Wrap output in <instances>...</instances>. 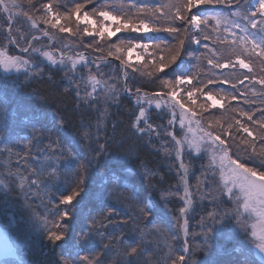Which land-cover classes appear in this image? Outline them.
<instances>
[{"label": "snow or ice", "instance_id": "1", "mask_svg": "<svg viewBox=\"0 0 264 264\" xmlns=\"http://www.w3.org/2000/svg\"><path fill=\"white\" fill-rule=\"evenodd\" d=\"M41 37L48 44L38 46ZM45 65L63 72L62 95L72 98V112L79 115L73 125L79 140L52 139L48 129L34 128L22 152L0 149L16 157L0 171V187L24 195L47 244L60 249L53 264H106L108 252L119 256L115 264H189L183 254L190 251L187 241L179 255L167 243L160 247L159 238L167 234L154 211L153 192L165 204L179 201L172 218L185 235L189 214L209 201L212 208L194 234L203 237L204 249L215 225L234 220L264 253V0H121L115 8L108 0H0V67L34 77L45 74ZM137 79L140 84H133ZM144 83L153 90H145ZM124 94L134 101L127 109L126 134L102 138L109 105L120 104ZM216 108L235 115L224 120L223 113L210 111ZM70 120L60 116L58 131ZM193 125L199 135L189 138ZM116 126L113 121V132ZM45 135L48 143L41 145ZM113 142L125 158L139 161L148 184L147 196L136 193L125 212L107 203L117 195L108 182L98 191L90 187L103 176L101 159ZM145 148L162 152L175 183L165 186V173L142 159ZM196 159L207 162L193 185L189 176ZM58 184L63 190L57 189L54 199ZM29 195L43 212L28 203ZM91 201L98 204L84 211ZM76 223L81 227L74 246H85V254L65 255L63 245ZM125 228L135 239H127ZM236 264L252 262L245 256Z\"/></svg>", "mask_w": 264, "mask_h": 264}, {"label": "trees", "instance_id": "2", "mask_svg": "<svg viewBox=\"0 0 264 264\" xmlns=\"http://www.w3.org/2000/svg\"><path fill=\"white\" fill-rule=\"evenodd\" d=\"M48 1L50 0H42L44 3H48ZM118 1L120 2L121 0ZM23 2L26 3V0H23ZM114 2L115 0H108L109 4H114ZM149 2L157 3L158 0H149ZM37 44H41V42H37ZM12 51L13 53L19 54L18 48H13ZM49 74L53 75L52 80L48 79ZM62 76L63 72L58 71L55 66H52L46 72V75L42 77L26 76L24 74L7 75L0 67V149L12 148L14 152H21L19 147H23L24 143L33 138L34 128L48 129L52 139H55L58 136L61 138H66V133L79 137V135L76 133V129L73 127L74 124H77L79 115L73 114L72 112V98H66L64 95H62L64 93V88L67 86V81L61 79ZM135 82V80L132 81V83ZM142 87L149 91L153 90L152 87H149L146 84H143ZM21 96H25L26 102L37 108L38 115L33 120L28 119V121H26L28 128L24 130V132L14 133V131L9 130L8 121L9 114L11 113L9 110L16 104ZM133 104V99L127 94H124L121 97L120 104L113 105L106 127V132L108 133L107 138L118 140L122 135L126 134V126L129 119V112L127 109L131 108ZM154 111L158 113L160 110ZM89 115H92V113H89ZM60 116H64L66 120L71 118V120L62 130L58 131L59 125L57 120ZM113 121H115L117 125L115 132L112 131ZM43 138H48V135L43 136L41 139ZM153 143H156L159 146L157 141L153 140ZM142 159H145L149 162L148 166L150 168L155 169L159 167V170L162 173H165V186H167L169 183H175L176 177L175 175H170L171 173L167 169L166 160L162 152H156L152 151L150 148H145ZM15 160V156L9 157L6 152L0 154V171L4 170L5 165H8L9 163L14 164ZM102 162L105 163L106 169H108L106 173V179L105 181L99 180L97 182L101 184L108 182V187L117 194L115 197L107 200L108 204H115L118 210L125 212L131 209V197H133L136 193L147 196L148 184L142 173L143 169L138 166L139 161L125 158L121 152L117 150L116 143H111L110 150L105 153L101 159V163ZM192 173L193 171L191 170L189 181L190 184L194 185L195 178L193 176L194 174ZM90 186H92V190L94 191L99 190V187L95 188L93 187V184ZM125 186H127V191H124ZM57 189L63 190V186L58 184L56 188L53 189V191L56 193L54 199L58 198L59 196V191H57ZM192 190L194 191V189ZM117 200H119L118 203L116 202ZM152 200L155 201L158 209L164 208L162 199L158 192L152 193ZM28 203L32 204L33 208L36 209L37 212L44 211L43 207H38L40 205V201L31 195L28 196ZM97 204L98 201L86 203L84 211H87V209L90 207H96ZM203 204L204 209L197 207L195 214H189L190 228L188 237L185 239L183 232L178 230V233L182 237L183 245L185 241H187L190 249H192L194 242L193 224L195 220L199 219V217L204 214L205 210L209 209L208 205L205 203ZM179 206V201L176 200L169 206V212L164 211V213L161 212L160 214L155 211L157 216L163 219L164 223L161 226L164 228L167 234L166 237L159 238L160 247L164 248L165 243H167V245L171 246L174 255L181 254L179 249L181 243L177 241L176 226L170 215H174ZM0 215L6 217L9 222H18L24 230L28 231L30 237H39L42 234L38 232L41 227L40 223L32 216V212L27 207H25L24 195H21L18 192H6L2 187H0ZM122 218L123 217H117V219ZM39 225L40 227L38 229ZM227 226L231 232H233L231 228H237V225L235 224ZM80 227L81 225L79 223L73 225L76 236L80 230ZM124 231L126 233L127 239H135V234L129 232L127 228H125ZM219 236L220 237L218 240H210L209 242V246H212L213 250L210 252H204L203 254H198L196 256L197 261L207 263V261L213 260L212 264H236L237 260L246 256L252 262V264H262L255 261L253 259V253L246 248V240L251 236L250 233H238L233 237L230 236L229 240H223L224 237H229V233L226 231L219 233ZM149 239L155 240L157 238L149 237ZM244 239L245 242L242 241ZM96 247L97 249L100 248L99 241H97ZM150 247L155 251V244L150 245ZM82 248L84 249L85 246H82ZM83 249L80 251V254L82 255L85 254ZM237 249H240L241 251L237 252ZM191 252L188 251L187 253H183L188 258L189 264V254ZM153 258L155 259L156 257L154 256ZM103 259L106 261V264H115V262L119 259V256L115 253L108 252L105 253Z\"/></svg>", "mask_w": 264, "mask_h": 264}, {"label": "rangeland", "instance_id": "3", "mask_svg": "<svg viewBox=\"0 0 264 264\" xmlns=\"http://www.w3.org/2000/svg\"><path fill=\"white\" fill-rule=\"evenodd\" d=\"M159 1L160 0H158V2ZM50 2H52V0L48 1V3H50ZM165 2H167V0H165ZM120 3H121V1L119 2L118 0H115L114 4H109V3L108 4L110 7L115 8ZM123 3L128 4L129 1L123 0ZM88 7L90 8L91 5H89ZM6 30H7V28H5V31ZM119 35H126V34L122 33ZM166 35L167 34H164V36H166ZM57 36H58V38L67 37L68 34L58 33ZM39 42H41V44L46 45V44H48V39L46 37H41ZM39 45L40 44H38V46ZM192 47H193V49L197 48L196 45H193ZM194 54H198V53H194ZM133 60H135V57H133ZM195 63H196L195 60L191 61V65H195ZM191 65H189L191 70L196 71V69L194 67H191ZM51 67H48L47 65H45V74L44 75H46V72ZM208 70H209V66L207 65V61L206 60L202 61L201 71L204 73L205 76L208 74ZM256 70L257 71L260 70V66L258 64L256 66ZM2 71L7 75L24 74L27 76V74L24 72L23 69L21 71L17 72L15 69H12L10 71H5L2 68ZM217 71H219V70H217ZM224 72L227 73L228 69H224ZM44 75H41L40 77H42ZM135 81L136 82L133 84H140L139 79H137ZM144 84L148 85L147 83H144ZM148 86L151 87L150 85H148ZM224 86L228 87V85H224ZM210 87H212V86H210ZM237 102L238 101H233V103H237ZM112 107H113V105H109L110 115H111ZM9 111L11 112L9 114V121H8L9 130L14 131V133L24 132V130H26L28 128V126L26 125V121H28V119L33 120L38 115L37 108H35L34 106L27 103L25 100V96H21L20 99L16 102V104L13 107L10 108ZM210 111H212L218 115L223 113V119L224 120H227L230 116L235 115L233 113L224 112L223 109H219V108L210 109ZM13 113H14V115H13ZM205 115H207V113ZM92 116L94 117L95 113H92ZM108 118H106V120H105L106 125L108 122ZM160 121L164 122L163 120H160ZM205 127H207L206 124H205ZM105 133H106V135H105ZM101 135H102V138H107L108 133L106 132V129L104 130V132L101 133ZM188 135H189V138H193L194 136L199 135V131L196 129L195 125H193V132L189 133ZM66 137H72L75 140H79V137L73 136V135L68 134V133H66ZM102 141H103V139H102ZM47 143H48V138H43L40 140L41 145H45ZM19 149L21 150V152L24 150L23 147H19ZM206 162H207L206 159L205 160H200V159L195 160V163L192 167V171H193L192 174H194L193 176L195 178L194 182H196V178L200 176V172H201L200 165H201V163H206ZM101 164L104 167V172H103L102 177L97 178V181H99V180L105 181V179H106V173H107L108 169H106L105 163L102 162ZM166 164H167V162H166ZM143 172H144V169H143ZM170 173H171L170 175H175L174 172H170ZM217 179H219L218 175H217ZM97 181H96V183L93 184V187H95V188L99 187L101 184V183H98ZM90 187L92 188V186H90ZM225 200L227 201L226 197H225ZM152 201L154 202V211H157L158 213L161 214V212L164 213V211L169 212V206L171 205V203H174L176 200H170V202L168 204H165L164 201L162 200V203L164 205L163 209H158L155 201L154 200H152ZM203 203H205L206 205L209 206L208 210H211L212 205L209 203V201L205 200ZM231 206H232L231 203L228 202V207H231ZM168 214H170V213H168ZM170 216H171V218L173 217V215H170ZM200 217H199V219L195 220V222L193 224V228H194L193 233L194 234L201 232V228L199 225ZM172 220H173V218H172ZM174 223H175V221H174ZM231 224L236 225L234 220H225L223 223L215 225V231L211 233L209 242H210V240H218V238L220 237L219 233H222L225 231L227 233H229V237H224L223 240H229L230 236L233 237L234 235H236L238 233H241V234L244 233L243 231L240 230V228L238 226H237V228H231L233 231V232H231L229 227L227 226V225L230 226ZM175 226H176V223H175ZM39 227H40V225L38 226V229H39ZM38 232L42 233L39 237H33V236L30 237L28 234V231L24 230L19 225L18 222H16V221L9 222L6 217H3L0 215V264H53V262L57 259L56 256H58L60 249L52 248L51 246H49L47 244V241H46L44 234H43L42 227H40ZM12 237H13V240H12ZM176 238H177V241L179 243H181V246L179 247L180 252H181L184 245H183L182 237L178 233L177 226H176ZM75 240H76V232H75V228H73V231L70 233L69 238L65 241V243L63 245V251H64L65 255H68L69 252L74 254L77 251L80 252L83 249L82 246H80V247L74 246ZM242 241L245 242V239ZM255 243H256V241L254 240V238H252L250 236L246 240V248L249 249L253 253V259L255 261L264 264V253L259 252V250L255 247ZM197 245H201V247L198 248ZM7 249H11L13 254H11V255L6 254ZM212 250H213L212 246H208L207 249H204L203 248V237L199 236V235H194L193 246H192V249H190V252L191 251L192 252L189 254L190 264H212L213 260H209V261H207V263H202V262L197 261V258H196V256L198 254H203L204 252H208V251L210 252Z\"/></svg>", "mask_w": 264, "mask_h": 264}, {"label": "water", "instance_id": "4", "mask_svg": "<svg viewBox=\"0 0 264 264\" xmlns=\"http://www.w3.org/2000/svg\"><path fill=\"white\" fill-rule=\"evenodd\" d=\"M188 229H189V227H188ZM187 236H188V234H187V235L184 234V237H185V238H187Z\"/></svg>", "mask_w": 264, "mask_h": 264}]
</instances>
